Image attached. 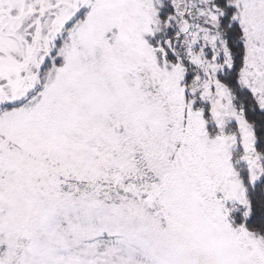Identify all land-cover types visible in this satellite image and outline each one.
<instances>
[{
	"label": "snow or ice",
	"instance_id": "obj_1",
	"mask_svg": "<svg viewBox=\"0 0 264 264\" xmlns=\"http://www.w3.org/2000/svg\"><path fill=\"white\" fill-rule=\"evenodd\" d=\"M0 264H264V0H0Z\"/></svg>",
	"mask_w": 264,
	"mask_h": 264
}]
</instances>
